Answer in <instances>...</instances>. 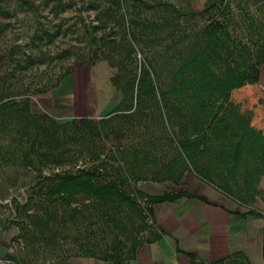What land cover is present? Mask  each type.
Returning a JSON list of instances; mask_svg holds the SVG:
<instances>
[{
  "label": "trees",
  "instance_id": "obj_1",
  "mask_svg": "<svg viewBox=\"0 0 264 264\" xmlns=\"http://www.w3.org/2000/svg\"><path fill=\"white\" fill-rule=\"evenodd\" d=\"M253 1L264 7V0ZM54 2L59 4L60 0ZM133 2L109 0L96 15L97 27L111 28L109 19L122 27L118 38L114 30L100 34L96 40L98 53L95 50L96 55L90 58L95 62L99 60L97 54L106 51L104 58L116 68L111 81L122 92L116 106L99 120L81 116L60 123L46 113L31 112L28 98L0 101V130L16 134L12 135V141L18 139L27 145L20 153L27 165L38 163L37 179L26 202L16 201V210L25 208L29 202L49 201L61 205L59 213L47 212V208L41 210L40 215L26 212L28 222L21 221L25 227L32 226L35 230H20L18 236L28 243L31 238H37L40 243V240L51 241L62 235L54 223L60 225L67 218L75 221L77 217L88 219L94 215L102 224L89 218L91 222L97 223L104 234L109 233L111 240L98 251L93 248L92 240L90 243L83 240L79 243L80 251L73 255L93 256L109 260L111 264H130L138 245L160 236L161 227L151 229L155 203L175 201L182 196H197L210 202L187 189L150 193L140 188L137 181L151 179L180 183L184 169H191L221 192L251 206L264 174V111H261L258 82L259 68L264 63V27L260 29V23L254 24L248 15L249 25L257 30L259 39L235 40L227 29L229 0H207L203 11L217 7L221 16L210 19L203 26L199 47L183 55L173 68L170 86L165 88L153 63L145 56L137 63L133 54L137 44L133 22H138L128 16L130 10L125 7H130ZM142 25L145 27L150 23L142 22ZM25 59L26 63H31L34 58L28 53ZM116 116L128 121L133 119L135 123L152 116L162 124L166 121L171 130L167 135L175 142L181 161L173 158L158 165L148 151L143 150L141 155V150L137 149L132 152L133 159L123 161L126 164L111 163L101 156L105 151L101 143L117 129L112 121ZM12 150L13 147L10 152ZM83 151L89 152V157L95 161L92 166L42 174V166L69 162L75 152ZM105 156L117 159L115 151L105 153ZM78 200L81 203L78 204ZM230 212L239 216L263 215L254 207L241 213ZM48 226L51 230H45ZM231 229L238 230L236 227ZM88 231L91 233L92 229ZM186 253L192 264L204 263L196 252ZM8 256L15 258L11 253ZM212 264L251 262L239 249L213 260Z\"/></svg>",
  "mask_w": 264,
  "mask_h": 264
},
{
  "label": "rangeland",
  "instance_id": "obj_2",
  "mask_svg": "<svg viewBox=\"0 0 264 264\" xmlns=\"http://www.w3.org/2000/svg\"><path fill=\"white\" fill-rule=\"evenodd\" d=\"M206 1L134 0L130 7L125 6L130 10L128 16L138 22H133L137 38L133 53L136 62L139 63L143 56L149 59L165 88L170 86L173 68L183 55L199 47L203 26L210 19L221 16L222 12L217 7L203 11ZM107 2L109 0H60L57 4L54 0H0V101L28 98L31 112L46 113L60 123L81 116L99 120L111 111L122 97L121 90L111 81L116 68L104 58L106 51L97 54L99 60H90L98 53L96 42L100 34L105 30H114L118 38L122 29L110 19L108 24L111 28L97 27L96 15ZM229 14L227 29L233 39L246 42L250 38L259 39L257 30L254 31L249 25L248 15L254 24L260 23L259 28L262 29L264 7L261 3L229 0ZM142 22H149L150 25L144 27ZM262 44L264 46V42ZM28 53L34 58L31 63H26L25 55ZM260 95L263 112L264 96L262 93ZM112 121L117 129L104 137L101 143L105 150L101 156L108 158L111 163L126 164L123 161L133 159L132 152L137 149L141 150V155L144 154L143 150L148 151L158 165L173 158L181 161L175 142L167 135L171 130L166 121L162 124L154 116L141 123L118 116L112 117ZM0 133V264H82L85 256L73 255L80 251L79 243L92 240V244H95L93 248L98 251L111 240V235L104 234L97 223L91 222V219H97L92 215L89 216L91 219L77 217L71 221L67 218L60 225L54 223L62 235L53 237L51 241L40 240V243L37 238H31L28 243L18 236L20 230H35L32 226L25 227L21 221L24 219L28 222L26 212L40 215L41 210L47 208V212L59 213L61 205L49 201L29 202L25 208L16 210V201L20 204L26 202L37 179L38 163H25L20 153L27 145L20 143L17 138L12 141L14 133H6L3 129ZM12 147L14 150L10 152ZM111 151L116 152L117 159L105 156ZM89 154L87 151L80 154L75 152V157L69 162L58 165L48 163L42 166L41 172L50 175L90 167L95 161ZM136 184L150 193H160L165 189H187L215 200L226 210L229 227L226 225L225 230L231 227L241 230V236L248 239L249 249H256L261 255L264 239V174L257 185L259 192L251 206L221 192L200 179L191 169H184L180 183L141 179ZM132 185L134 183L131 181ZM204 187L209 193L205 192ZM191 200L190 197H180L172 205L174 212L187 208ZM157 204L162 206L163 203H155L154 211ZM249 207L260 210L263 215L239 216L230 212L234 210L241 213ZM152 223V230L160 228L156 215ZM47 228L45 230H51V227ZM89 229H92L91 233ZM216 230H220V227ZM233 237L237 238L235 235ZM10 253L15 258H9ZM245 253L249 255L247 250ZM206 264L211 263L207 261Z\"/></svg>",
  "mask_w": 264,
  "mask_h": 264
},
{
  "label": "crops",
  "instance_id": "obj_3",
  "mask_svg": "<svg viewBox=\"0 0 264 264\" xmlns=\"http://www.w3.org/2000/svg\"><path fill=\"white\" fill-rule=\"evenodd\" d=\"M258 82L264 96V63L259 68ZM204 190L209 193L207 188L204 187ZM190 198L191 204L177 212H174L172 205L176 204L178 199L159 202L163 203L162 206L157 204L155 215L162 233L156 239L138 245L134 257L130 259V264H192L187 251L196 252L198 258L204 261L203 264L207 261L212 264L213 260L239 249L248 251L247 256L251 264H264V239L259 255L258 250L249 249L248 239L246 236V238L241 236V230L231 228L225 230L226 225L228 226L226 210L215 200L205 197L210 201L206 202L197 196ZM219 227L220 230H216ZM233 235L237 238L234 239ZM82 264H111V262L85 256Z\"/></svg>",
  "mask_w": 264,
  "mask_h": 264
}]
</instances>
